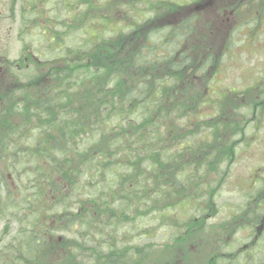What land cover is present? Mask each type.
<instances>
[{"label":"trees","instance_id":"1","mask_svg":"<svg viewBox=\"0 0 264 264\" xmlns=\"http://www.w3.org/2000/svg\"><path fill=\"white\" fill-rule=\"evenodd\" d=\"M40 2L41 12L56 11L51 26L59 21L66 27L43 31L58 54L35 59L26 42L16 60L0 53V165L7 168L0 166V264H52L57 254L63 262L56 264L161 263L166 251L133 242L125 227H146L156 217L175 239L196 233L187 208L201 214L214 209L220 186L211 173L232 158L231 142L218 146L214 139H225L226 127L239 131L237 116L254 90L229 85L218 91L216 75L228 50L252 33L242 30L257 25L261 11L228 29L216 48L215 26L195 11L164 21L158 10L168 0H112L110 6L83 0L81 9L71 0ZM117 6L113 17L110 9ZM60 8L69 14L73 8L74 17L60 21ZM77 32L87 36L67 45ZM29 69L22 79L20 72ZM207 133L208 141L199 142L197 135L204 139ZM200 197L204 204H197ZM250 214L224 222L222 234L229 236L217 239L218 250L253 225ZM151 228L140 227L139 235ZM229 254L218 253L214 264H236ZM252 260L247 256L245 264Z\"/></svg>","mask_w":264,"mask_h":264},{"label":"rangeland","instance_id":"2","mask_svg":"<svg viewBox=\"0 0 264 264\" xmlns=\"http://www.w3.org/2000/svg\"><path fill=\"white\" fill-rule=\"evenodd\" d=\"M31 1L36 3V8L28 0H18L17 2L0 0V53L7 59L16 60L20 58L23 55L24 42L32 46L30 54H33L38 60L50 59L59 52H51L49 37L43 31L48 29V26L53 31L54 29L62 31L66 29L65 25L58 24V21L51 26L50 20L53 15H56V11L49 12L48 10L47 14L43 13L40 10V0ZM78 1L71 0L70 3L76 6ZM111 1L106 0V4L110 6ZM173 2L179 3L180 6ZM261 2L264 4V0ZM55 3L56 1H53L47 7L51 8ZM145 5L147 4L145 3ZM138 6L143 7L144 4ZM76 7L78 9L85 7L83 0ZM120 9L124 11L128 9V12L134 11V9L122 5ZM65 10L66 8L59 10L58 19L60 21L67 19V17L73 18L75 15L73 8L70 14ZM110 10L109 14L116 17L117 14H113V12L114 10L118 11L119 6L111 7ZM258 10L261 11L257 20L259 23L254 27L248 26L242 30V34L245 35L252 33L247 36L242 44L238 43L228 50L224 68L216 75V79L219 81L216 86L218 91L229 85L235 86L237 90L246 91L249 87H254V90H251L245 98L248 101L245 102L246 109L241 108L240 114L237 116V121L240 124L239 131L234 132L233 129L226 127L221 131L225 139L220 140H215L214 134L210 133V140L214 139L215 145L219 146L231 142L228 145L230 146L229 155L232 156L229 161L223 164L221 170L211 173L215 186H220L212 198L214 209L207 214H201V211L193 205L187 208L185 215L190 223L194 222L190 227L197 229L196 233L187 232L185 234L184 231L175 239L173 238V229L169 225L159 227V221L156 217L154 220H150L149 226L146 227L142 225L125 227L128 228L129 234L136 237L133 242L154 243L156 251L159 250L160 253L162 250L166 251L162 256L163 261L157 264H214L218 253L229 258V252L236 255L232 256L236 259V264H245V258L250 255L253 256V260L248 264H264V7L258 2H253V0H168L166 7L158 10V12L164 21L177 22L189 15L191 11H195L204 21L215 26L216 32L212 34L214 38L212 42L218 48L227 37L228 29L232 31L234 26L246 21ZM23 12H25L24 15ZM154 13L155 11L151 12L150 17ZM23 29H25L24 34L21 32ZM253 29H255L254 32ZM86 36L83 32L72 34L66 40L67 45H76L77 41H81ZM29 67L31 66L29 65ZM27 71L22 70L20 72L23 76L22 79H26V76L33 72L31 69ZM5 77L3 78L5 79ZM245 100L243 99V101ZM207 135L209 133L203 135L204 139L201 138V134L197 135L199 142L208 141ZM0 166L7 172L4 165ZM224 174L226 176L223 178L222 175ZM24 185L22 182L23 192H27ZM28 191L32 193L33 189ZM247 194H256V197L249 200ZM205 198L200 197L197 204H204ZM260 203L261 205H259ZM180 209L178 208L176 212L182 213L184 211L182 207ZM250 211L253 225L239 230L233 236L234 240L231 247L218 250L219 242L217 239H225L229 236L225 233L222 234L224 222L231 221L233 215L236 214L240 215L239 221H245L243 212L248 213ZM196 219L198 222L195 224ZM257 221L259 222L257 223ZM140 227L143 229L152 228L148 235L144 231L141 232L142 235H139L138 229ZM125 228L123 227L122 230L125 231ZM108 231H111L110 228ZM250 244L256 245L253 251L245 253L246 249L243 252L245 246ZM61 255H54L52 264H56L57 261L63 262Z\"/></svg>","mask_w":264,"mask_h":264}]
</instances>
